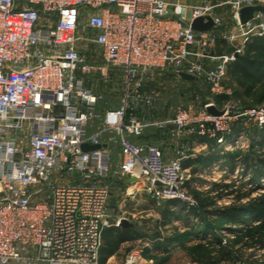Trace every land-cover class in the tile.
<instances>
[{
    "label": "built area",
    "instance_id": "built-area-1",
    "mask_svg": "<svg viewBox=\"0 0 264 264\" xmlns=\"http://www.w3.org/2000/svg\"><path fill=\"white\" fill-rule=\"evenodd\" d=\"M255 6L264 0H0V264H100L114 181H144L143 192L157 203L196 206L181 161L166 162L157 147L133 142L152 125L136 107L152 105L146 83L165 72L225 93L227 66L251 38L264 36V13L239 19L241 9ZM221 10L229 11V30ZM199 17L211 18L209 31L192 29ZM218 40L232 51L210 54ZM94 77L122 86L117 107L98 111L105 96L87 85ZM209 107L177 108L162 124L178 136L194 129L217 146L237 121L264 127V108L213 116ZM244 139L230 141L238 147ZM85 144L100 148L83 152ZM142 253L125 264H138Z\"/></svg>",
    "mask_w": 264,
    "mask_h": 264
},
{
    "label": "rangeland",
    "instance_id": "rangeland-1",
    "mask_svg": "<svg viewBox=\"0 0 264 264\" xmlns=\"http://www.w3.org/2000/svg\"><path fill=\"white\" fill-rule=\"evenodd\" d=\"M166 1L189 6L203 5V0ZM222 42V45L226 48L228 43L225 40H222ZM246 45L243 49V53L240 55H244ZM225 48L223 50L224 52ZM231 51V49H227L226 54H229ZM171 73L172 72H165L164 75L156 74L149 83H146L147 85L145 87V91L152 95L153 107H157L159 112L158 117H161L162 119H171L177 108H193L194 111H201L206 104H214L217 110L225 108H233L234 110L255 107L264 108V98H262L264 97V84L259 86L255 83H246L241 79L243 83L247 84V87H253V94L251 96H246V88L244 86H240L227 76L224 81L225 93L216 96L212 94L201 81L196 80L191 83L183 82L180 78L173 76ZM111 78L113 79V82L114 80H117V77L114 75L111 76ZM112 83L103 84L102 81H99L96 77H94L89 80L87 85L104 94L105 102L109 105V107H117L122 94V86L117 83ZM215 97L224 98L218 105L217 103L215 104ZM237 124H239L238 121L234 124L235 126H233L232 130L234 137L232 136V138H229L230 141L235 140L240 135L244 136V144L239 143L237 148H232L230 145L223 147L214 145L211 149L207 147L205 150H197L196 152L187 150L188 153H186L185 158L189 157L188 159H205L211 154H215L217 157L208 166H203L201 163L192 164V167H190L186 172V176L189 177L188 183H190L191 189L205 193L211 189L210 184L235 183V187L233 188L234 190L240 191L241 193L253 190L252 197H256L264 192V169L263 172H256V170L259 169L257 168L259 163L258 157L264 158V127L258 128L253 125L243 127L242 124ZM258 130L261 135L258 137L259 141L255 142V139L253 138H257L254 134ZM190 131L191 134L196 132L194 129H190ZM237 133H239V135H235ZM205 141L209 143V141L213 140L206 138ZM252 143L255 144L253 150H251V145H253ZM209 145L210 144H208V146ZM114 148L116 149V147ZM114 155V158L117 160V152ZM229 156H232L235 159L231 161ZM230 162H232L233 165ZM193 168L198 169L195 176H193L192 173ZM253 179H255L254 183H252ZM125 197L131 196L126 195L123 190H120V192L113 196L109 205L110 214L106 213L107 226L105 227L112 224L115 225L120 218H128V215L131 213L134 215L133 221L136 223L135 225L140 224L138 226L142 228V231L145 233L150 232L153 228H155L161 229L160 231H162L163 234L170 236L173 234L174 228H177L180 234H186V236L187 234H191V237L185 236L189 242L183 243L184 247L179 248V250L175 248L170 254H161L158 251L156 252L153 250L156 248H150V251L144 253L138 243H130L121 249L120 253L115 257L113 263L111 264H125L126 258L137 252L144 253H142V257L139 259L138 264H187L190 262L191 256L190 251H187V249L192 248L200 241L193 237L194 233H197L196 235L207 240L213 239L215 235L226 240L234 238V232L229 231L227 227L218 229L214 234L202 232L199 221L192 216L187 217V212H184L182 205L171 206V209L179 214L181 218L177 219L176 215V217L173 218L170 223L165 226V228H160V213L165 209V202L157 203L154 200L149 202L145 199V197H139V199L130 200L131 202L127 203V201H125ZM230 203L231 199L223 197L221 200H218L217 206L224 207ZM123 213H125V215H122ZM218 221L219 220H217V222ZM253 256V261H255L253 264H264V251L253 252ZM167 257L168 260H165ZM149 258H152V261H149ZM108 263L109 260L107 261V264Z\"/></svg>",
    "mask_w": 264,
    "mask_h": 264
},
{
    "label": "trees",
    "instance_id": "trees-1",
    "mask_svg": "<svg viewBox=\"0 0 264 264\" xmlns=\"http://www.w3.org/2000/svg\"><path fill=\"white\" fill-rule=\"evenodd\" d=\"M227 76L240 86L246 88V96H251L253 94V87H247L246 83H255L259 86L264 84V36L253 37L249 40L244 55L238 56L234 62L227 66L226 77ZM241 79L246 83H243ZM223 98L224 97H215V104L217 103L219 105ZM256 133L254 135H256L257 138H253L255 142L259 141L258 137L261 135L259 130ZM254 143L251 145V150L255 147ZM209 144L210 149L216 145L215 141H209ZM216 158L215 154H211L205 159L199 158L195 160L189 167H192L194 163H201L203 166H208ZM229 159L233 161L235 158L229 156ZM258 160L259 163L257 168L259 169L256 170L257 173L263 172L264 169V158L258 157ZM230 163L233 165L232 162ZM197 171V168L192 169L193 176H195ZM254 182L255 179L252 180V183ZM210 187L211 189L209 191L203 193L191 189L190 183L186 182L185 189L193 197L196 206L188 208L178 201H165V209L160 213V228H165L176 215L177 219L181 218L179 214L171 209V206L182 205L184 212H187V217L192 216L199 221L202 232L214 234L218 229L224 227L234 232V238L230 240L223 239L216 235L213 239L207 240L196 235L197 233H194L193 237L200 241L192 248L187 249V251L191 253V263H255V261H253V252L264 251V192L256 197H252L253 190L241 193L233 189L235 183H214L210 184ZM223 197L231 199V203L224 207H218L217 202ZM217 220L219 221L217 222ZM160 230L161 229L156 230L154 238L161 237ZM185 236L186 234H180L178 229L174 228L172 235L165 236L161 242H157V248L162 250L163 254H168L170 252V247L173 245H183V243L189 242ZM186 237H191V234H187ZM140 238L141 236L138 235L131 226L120 225L116 227L112 225L104 228L102 233V247L100 250V264H107V261L117 254L124 243L133 242ZM165 260H168V257Z\"/></svg>",
    "mask_w": 264,
    "mask_h": 264
},
{
    "label": "crops",
    "instance_id": "crops-1",
    "mask_svg": "<svg viewBox=\"0 0 264 264\" xmlns=\"http://www.w3.org/2000/svg\"><path fill=\"white\" fill-rule=\"evenodd\" d=\"M220 13L224 19V24H225L224 29L225 30L231 29L232 25H231V16L229 14V11L221 10ZM222 43H223L222 40H218L216 43V46L213 49H210L209 53L216 55V56H221V55L226 54L227 53L226 51L227 49H230V46L227 45L225 48L222 45ZM222 47L225 48V52L223 51L224 48ZM207 64L210 66H213L214 62L207 63ZM173 76L180 78L179 76L174 75V74ZM180 80L183 82H187V81L182 80L181 78ZM187 83H191V82H187ZM97 108L99 112L103 113L105 109L114 108V107H109V105L106 102H104V103H99ZM136 109H137V113L144 119V121L152 125L145 130L142 137L133 138L132 139L133 142L137 144H148V145H153L157 147L161 151L163 158L166 162H171V161L179 159L182 163L183 168L186 171H188V169L190 168L189 165H191V163H193L195 159H188L189 157L185 158L186 153H188L187 150L196 152L197 150L198 151L205 150L207 147H209L208 146L209 143H207L204 138H201L197 136L196 134L184 133L179 136L175 135L174 126L172 124H166V125L162 124L163 122L170 120V119L165 120V119H162L161 117H158L159 112L157 110V107L155 106L153 107V103L150 107H146L141 104L138 107H136ZM173 116L174 115H172L171 119L173 118ZM239 133L235 135H239ZM233 135L234 134L232 133L231 138ZM116 152H117L116 149L114 150L112 149L113 160H116L114 158L115 157L114 154ZM191 157H194V156H191ZM143 185H144V181L134 182L132 179H123V180L114 181L113 183H111L109 185L110 193H109L106 213L107 214L109 213V205L113 199V196H115L118 192H120V190L121 191L123 190L126 195L131 196V197H125L126 198L125 201H127V203L131 202L130 200L139 199V197L140 198L145 197V199L149 202L152 201L151 197L143 192ZM122 215H125V213H123ZM122 218H125L128 220V224H129L128 226H131L138 233V235L141 236V238L133 242L124 243L120 247L117 254H115L113 257L109 259L108 264L113 263V260L120 253L121 249L124 246L129 245L130 243H138L141 246V249H143L144 253L150 251V248H156L157 250L156 249H153V250H155L156 252L158 251L159 253L163 254L162 250H159L157 248V245H158L157 242L158 241L161 242L163 238H165L166 236L165 234H163L162 231H161L160 238H154V234L156 233L157 229L153 228L152 231L150 232H147V233L143 232L142 228L138 226L140 224L135 225L136 223L133 221L134 215H132L131 213L128 215V218L126 217H122ZM181 247L183 248L184 245H173L172 247H170L169 249L170 252L168 254H170L171 251L174 250L175 248L179 250V248ZM149 259H150L149 261H152V258H149ZM189 263L193 264L191 262ZM140 264H143V263H140Z\"/></svg>",
    "mask_w": 264,
    "mask_h": 264
},
{
    "label": "water",
    "instance_id": "water-1",
    "mask_svg": "<svg viewBox=\"0 0 264 264\" xmlns=\"http://www.w3.org/2000/svg\"><path fill=\"white\" fill-rule=\"evenodd\" d=\"M257 12L264 13V7L255 6V7H246V8L241 9L239 12L240 22L242 24L249 22L253 18L254 14ZM212 26H213V22L210 17H199L192 22V29L195 32L209 31L212 28ZM178 76L182 80L187 81V82L196 81L194 77L187 75L185 73H179ZM208 112L213 116H216L219 114V111L215 107H209ZM99 148H100L99 145H87V144L82 145L81 147L83 152H89V151L97 150ZM157 185L159 186V184ZM121 225L128 226L129 224L127 222H123Z\"/></svg>",
    "mask_w": 264,
    "mask_h": 264
},
{
    "label": "bare ground",
    "instance_id": "bare-ground-1",
    "mask_svg": "<svg viewBox=\"0 0 264 264\" xmlns=\"http://www.w3.org/2000/svg\"><path fill=\"white\" fill-rule=\"evenodd\" d=\"M234 142H235V141H229V140L227 139V141H226L224 144H222V145H218V146H224V145L226 146V145H230V147H231V146L234 144ZM232 148H237V147H233V146H232Z\"/></svg>",
    "mask_w": 264,
    "mask_h": 264
}]
</instances>
